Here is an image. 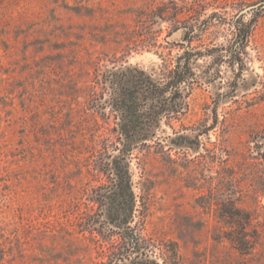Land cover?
<instances>
[{
  "label": "rangeland",
  "instance_id": "obj_1",
  "mask_svg": "<svg viewBox=\"0 0 264 264\" xmlns=\"http://www.w3.org/2000/svg\"><path fill=\"white\" fill-rule=\"evenodd\" d=\"M189 45L187 107L131 156L130 226L159 264H264V0H0V264L131 255L132 232L93 202L119 119L91 88L125 63L157 74Z\"/></svg>",
  "mask_w": 264,
  "mask_h": 264
},
{
  "label": "trees",
  "instance_id": "obj_2",
  "mask_svg": "<svg viewBox=\"0 0 264 264\" xmlns=\"http://www.w3.org/2000/svg\"><path fill=\"white\" fill-rule=\"evenodd\" d=\"M191 41L189 39L188 43ZM190 46L171 61L165 60L166 67L159 69V74L127 63L96 71L94 83L97 86L91 88L92 99L97 97V88L101 86L104 106L118 116L119 136L113 154L107 149L104 159L96 161L99 171L110 173L112 183L100 185L94 192L96 198L93 202L101 207L97 217H104L109 226L119 230L127 228L132 232L131 255L126 257L122 251L113 252L108 264H159L130 226L134 222L138 202L130 163L135 149L159 140L158 133L165 118L178 119L187 107L185 95L195 79L193 59L197 56ZM231 209V222L237 223L242 232L249 218L243 219L246 221L243 224L241 209L236 205ZM90 211L93 212L92 209ZM233 241L239 250L248 247L243 233L237 234Z\"/></svg>",
  "mask_w": 264,
  "mask_h": 264
},
{
  "label": "water",
  "instance_id": "obj_3",
  "mask_svg": "<svg viewBox=\"0 0 264 264\" xmlns=\"http://www.w3.org/2000/svg\"><path fill=\"white\" fill-rule=\"evenodd\" d=\"M252 8H253V7H252ZM252 8H248V9H246L245 12L248 11V10H250V9H252Z\"/></svg>",
  "mask_w": 264,
  "mask_h": 264
}]
</instances>
